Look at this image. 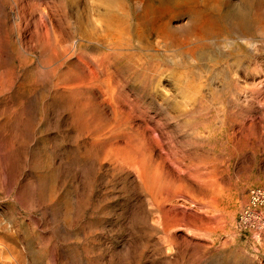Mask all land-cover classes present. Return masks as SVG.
Instances as JSON below:
<instances>
[{"label": "rangeland", "instance_id": "1", "mask_svg": "<svg viewBox=\"0 0 264 264\" xmlns=\"http://www.w3.org/2000/svg\"><path fill=\"white\" fill-rule=\"evenodd\" d=\"M131 1L0 0V264H264V0Z\"/></svg>", "mask_w": 264, "mask_h": 264}, {"label": "bare ground", "instance_id": "2", "mask_svg": "<svg viewBox=\"0 0 264 264\" xmlns=\"http://www.w3.org/2000/svg\"><path fill=\"white\" fill-rule=\"evenodd\" d=\"M130 1H131V0H130ZM137 1H138V0H137ZM137 1H136V2H137ZM142 1H143V0H142ZM150 1H151V0H150ZM150 1H147V2H150ZM152 1H153V0H152ZM162 1H163V0H162ZM162 1H160V2H161L160 4H162ZM165 1H166V0H165ZM170 1H171V0H170ZM173 1H174V0H173ZM176 1H177L176 4H179V9L176 8V9L179 10L178 12L180 13V11H181V12H184V13L189 14V16H187V15H186V16L189 17L188 19H189L190 21H192L191 26H189L190 24L188 25L189 27H192V25H193V29H192L191 33H189L190 31L188 32V30H191V28H188V26L185 25V26L187 27V33H188V34H191L190 36H192V35H196V36L199 35V34L205 29L206 26H208L207 28H209V29L211 28V27L209 26V24H212V23L214 24V22L216 23L218 20H220V19H222V18H225V19H226L227 17H229V16L231 15V12H230V9H231V8H229V7H228L229 9H227L225 12L219 11V10L222 9V8H221L222 6L219 7V5H220V4H219V3H220V0H175L174 2H176ZM227 1H228V0H227ZM239 1H240V0H239ZM241 1H242V0H241ZM131 2H132V1H131ZM131 2H130V3H131ZM138 2H139V1H138ZM153 2H154V1H153ZM230 2H231V1H230ZM235 2H236V0H235ZM235 2H234V5H233L234 7H235ZM134 3H135V2H134ZM141 3H142V2H141ZM170 3H171V2H170ZM226 3L228 4V2H226ZM237 3H238V2H237ZM136 4H137V3H136ZM146 4H148V3H146ZM163 4H164V3H163ZM165 4H167V3H165ZM230 4H231V3H230ZM239 4H240V2H239ZM129 5H131V4H129ZM132 5H133V3H132ZM138 5H139V4H138ZM149 5H152V6H153L154 4H150V3H149ZM224 5H225V4H224ZM236 5H237V4H236ZM136 6H137V5L134 4L133 7H135V8L137 9ZM140 6H141V5H140ZM140 6H139V8H140ZM143 6L145 7L146 5H143ZM147 6H148V5H147ZM159 6H160V5H159ZM228 6H229V4H228ZM230 6L232 7V4H231ZM238 6H239V5H238ZM117 7H118V6H117ZM117 7H116V8H117ZM175 7H176V6H175ZM120 8H121V7H120ZM139 8H138V9H139ZM147 8H148V7H147ZM150 8H151V7H150ZM154 8H155V7H154ZM219 8H220V9H219ZM224 8H225V7H224ZM136 9H135V10H136ZM144 9H146V8H144ZM152 9H153V8H152ZM215 9H218L217 12H218V11H219V12L216 14V11H215V13L212 14V11L214 12ZM237 9L239 10L240 8H237ZM254 9H255V8H254ZM257 9H258V8H257ZM261 9H263V8H261ZM261 9H260V10H261ZM235 10H236V9H235ZM142 11H143V9H142ZM231 11H233V9H232ZM240 11H241V9H240ZM257 11H258V10H257ZM263 11H264V10H263ZM263 11H262V13H263ZM133 12H134V11H133ZM135 12H136V11H135ZM140 12H141V10H140ZM150 12H151V10H150ZM168 12H169V11H168ZM172 12H173V11H172ZM175 12H176V10H175ZM178 12H177V14H179ZM241 12H242V11H241ZM241 12H240V13H241ZM255 12H256V9H255ZM259 12H260V11H259ZM136 13H139V12L137 11ZM141 13H142V12H141ZM141 13H140V14H141ZM154 13H155V12H154ZM169 13H170V12H169ZM233 13H237V12H233ZM240 13H239V14H240ZM127 14H128V13H127ZM133 14H134V13H133ZM152 14H153V13H152ZM152 14H151L152 17L155 16V15H152ZM173 14H174V13H173ZM239 14H238V16H239V18H241ZM242 14H243V12L241 13V16H243V17H244V15H245V16L248 15V14H246V13H245L244 15H242ZM257 14H258V13H257ZM259 14H260V13H259ZM147 15H149V11H148V10H147V11L145 10V12H144V16H147ZM168 15L170 16V14H168ZM168 15H167V16H168ZM253 15H254V13H253ZM255 15H256V13H255ZM107 16L109 17V16H111V15H107ZM127 16H128V15H127ZM129 16H130V14H129ZM139 16H140V15H139ZM144 16H143V17H144ZM151 16H150V17H151ZM164 16H165V15H164ZM172 16H173V15H172ZM179 16H180V15H179ZM183 16H184V15H183ZM248 16H250V14H249ZM251 16H252V15H251ZM261 16H262V15H261ZM261 16H260V17H261ZM134 17H135V15H134ZM150 17L147 16L148 19H149ZM152 17H151V18H152ZM252 17H253V16H252ZM254 17H255V16H254ZM128 18H129V17H128ZM130 18H132V15H131ZM147 18H146V19L144 18V19H145V20H148ZM151 18H150V19H151ZM153 18H154V17H153ZM172 18H173V17H172ZM175 18H176V14H175ZM175 18H174V19H175ZM177 18H179V17H177ZM181 18H182V17H181ZM190 18H191V19H190ZM230 18H231V17H230ZM230 18H229V19H230ZM235 18H237V15H236ZM239 18H238V19H239ZM246 18H247V16H246ZM250 18H251V17H250ZM107 19H108V18H107ZM109 19H110V18H109ZM115 19H116V18H115ZM136 19H137V18H136ZM136 19H135V20H136ZM138 19H139V18H138ZM155 19H156V18H155ZM161 19H162V17H161ZM188 19H187V20H188ZM241 19H242V18H241ZM252 19H253V18H252ZM255 19H257V16H256ZM259 19H260V18H259ZM131 20H132V19H131ZM131 20H130V21H131ZM135 20H133V21L136 22L137 20H136V21H135ZM157 20H158V19H157ZM226 20H228V19H226ZM233 20H234V18H233ZM253 20H254V19H253ZM260 20H262V18H261ZM260 20H258V21H260ZM107 21H108V20H107ZM151 21H152V20H151ZM166 21H167V20H166ZM190 21H189V23H190ZM231 21H232V20H231ZM244 21L246 22L245 19H244ZM249 21H250V20H249ZM139 22H140V21H139ZM169 22H170V21H168V23H169ZM187 22H188V21H187ZM211 22H212V23H211ZM218 22H219V21H218ZM218 22H217V23H218ZM245 22H244V24H245ZM256 22H257V21H256ZM101 23H103V22H101ZM108 23H109V22H108ZM108 23H107V24H108ZM131 23H132V22H131ZM143 23H144V22H143ZM156 23H157V22H156ZM171 23H172V22H171ZM171 23H169L168 25L173 26V25H171ZM217 23H216V24H217ZM221 23H222V22H220V24H221ZM228 23H229V22H228ZM242 23H243V21H242ZM246 23H247V22H246ZM107 24L104 23L105 27H106V26H109V25H107ZM132 24H134V23H132ZM152 24H153V23H152ZM152 24H151V25H152ZM154 24H155V22H154ZM163 24H164V23H163ZM163 24H162V25H159V24H158L159 26H158V27H155L154 30H156L157 34L160 33V32H164V33H165V32H166V33L168 32L169 28H168V30H167V28L165 27V26H167V24L165 23V24H164L165 26H164ZM185 24H186V23H185ZM216 24H215V25H216ZM218 24H219V23H218ZM220 24H219V25H220ZM233 24H234V23H233ZM233 24H232V25H233ZM248 24H249V23H248ZM251 24H252V22H251ZM253 24H254V23H253ZM110 25H111V24H110ZM115 25H116V24H115ZM124 25H125V24H124ZM135 25H136V24H135ZM146 25H147V24H146ZM151 25H150V26H151ZM229 25H230V24H229ZM240 25H241V24H240ZM242 25H243V24H242ZM242 25H241V26H242ZM122 26H123V25H122ZM132 26H133V25H132ZM139 26H140V25H139ZM148 26H149V25H148ZM148 26H147V27H148ZM185 26H184V25L182 26L183 29H184ZM213 26H214V25H213ZM217 26H218V25H217ZM220 26H221V25H220ZM220 26H219V29H220ZM234 26H236V25H234ZM234 26H233V27H234ZM241 26H240V27H241ZM105 27H104V28H105ZM109 27H111V26H109ZM109 27H107V30H110V29H108ZM142 27H143V26H142ZM145 27H146V26H145ZM152 27H153V25H152ZM182 27H181V28H182ZM243 27H244V26H243ZM245 27H246V26H245ZM252 27H253V26H252ZM260 27H261V26H259V28H257V29H260ZM262 27H263V26H262ZM262 27H261V28H262ZM101 28H102V27H101ZM112 28H113V30L111 29V31H114V28H115V27L112 26ZM120 28H121V27H120ZM172 28H173V27H172ZM237 28H238V27H237ZM237 28H236V29H237ZM102 29H103V28H102ZM116 29H117V28H116ZM116 29H115V30H116ZM122 29H123V28H122ZM132 29H133V27H132ZM135 29H136V27H135ZM140 29H141V28H140ZM142 29H143V28H142ZM148 29L150 30L151 28H148ZM152 29H153V28H152ZM170 29H171V28H170ZM174 29H175V28H174ZM215 29H217V28H215ZM236 29H234V31H235ZM242 29H243V28H242ZM242 29L240 28V30H242ZM251 29H252V28H251ZM105 30H106V28L104 29V32H106ZM117 30H119V29H117ZM149 30H147V31H149ZM185 30H186V29H185ZM246 30H247V27H246ZM249 30H250V29H249ZM260 30H261V29H260ZM98 31H99V30H98ZM123 31H124V29H123ZM137 31H138V30H137ZM140 31H141V30H140ZM142 31H143V30H142ZM142 31H141V32H142ZM151 31H152V30H151ZM206 31H208V29H207ZM209 31L212 32V30H209ZM261 31H262V30H261ZM108 32H110V31H108ZM120 32H122V31L120 30ZM134 32H135V31H134ZM154 32H155V31H154ZM262 32H264V29H263ZM112 33H113V32H112ZM112 33H110V34H112ZM117 33H118V32H117ZM125 33H127V31H126ZM136 33H137V32H136ZM146 33H147V32H146ZM150 33H151V32H150ZM150 33H149V34H150ZM166 33H165V34H166ZM169 33H170V31H169ZM169 33H168V34H169ZM179 33H180V30H179ZM181 33H183V32H181ZM202 33H204V31H203ZM216 33H217V32H216ZM235 33H237V32L235 31ZM238 33H240V32H238ZM242 33H243V32L240 33V36H241ZM151 34H152V33H151ZM165 34H164V35H165ZM207 34H208V32L205 33L206 36H207ZM209 34H210V33H209ZM106 35H109V34L106 33ZM118 35H119V34H118ZM118 35H117V36H118ZM122 35H123V33H122ZM127 35H128V34H127ZM134 35H135V34H134ZM147 35H148V34H147ZM152 35H153V34H152ZM171 35H172V34H171ZM171 35H167L168 38H169V36H171ZM174 35H175V34H174ZM180 35L183 36L184 34H183V35L180 34ZM203 35H204V34H203ZM215 35H216V34H215ZM244 35H245V34H244ZM141 36H142V35H141ZM149 36H150V35H149ZM186 36H187V35H186ZM206 36H205V37H206ZM209 36H210V35H209ZM218 36H219V35H218ZM238 36H239V34H238ZM245 36H246V35H245ZM133 37H134V36H133ZM136 37H137V36H136ZM138 37H139V36H138ZM138 37H137V38H138ZM142 37H143V36H142ZM142 37H141V38H142ZM152 37H153V36H152ZM154 37H155V36H154ZM162 37L164 38L163 35H162ZM165 37H166V35H165ZM175 37H176V36H175ZM177 37H179V36H177ZM183 37H184V36H183ZM198 37H199V36H198ZM201 37H202V36H201ZM201 37H200V38H201ZM210 37H211V36H210ZM247 37H248V36H247ZM116 38H118V37H116ZM121 38H122V37H121ZM143 38H144V37H143ZM179 38H181V37H179ZM185 38H187V37H185ZM195 38H197V37H195ZM202 38H203V37H202ZM207 38H208V37H206V39H207ZM212 38H213V37H212ZM223 38H224V36H223ZM225 38H226V37H225ZM225 38H224V39H225ZM114 39H115V37H114ZM118 39H119V38H118ZM159 39H160V38H159ZM165 39H166V38H165ZM170 39H171V38H170ZM175 39H177V38H175ZM183 39H184V38H183ZM197 39H199V38H197ZM226 39H227V38H226ZM241 39H242V37H241ZM133 40H134V39H133ZM140 40H142V39H140ZM143 40H144V39H143ZM157 40H158V39H157ZM163 40H164V39H163ZM189 40H190V38H189ZM189 40H188V38H187V43L192 44V43H190V42H191L193 39L190 40V42H189ZM201 40H202V39H201ZM222 40H223V39H222ZM138 41H139V38H138ZM177 41L179 42V40H177ZM198 41H200V39H199ZM245 41H246V40H245ZM112 42H113V41H112ZM141 42H143V41H141ZM141 42H139V43H141ZM158 42H159V41H158ZM172 42H174L173 39H172ZM180 42H181V40H180ZM193 42H194V41H193ZM195 42H196V41H195ZM202 42H204V41H202ZM219 42H220V41H219ZM226 42H227V41H226ZM226 42H225V41H224V42H220L219 44L225 46V43H226ZM136 43H137V42H136ZM184 43H185V41H184ZM199 43H200V42H199ZM199 43H198V44H199ZM217 43H218V42H217ZM217 43H216V44H217ZM113 44H114V43H113ZM176 44H177V43H176ZM178 44H180V43H178ZM182 44H183V42H182ZM198 44L196 43V45H198ZM226 44H228V43H226ZM183 45H184V44H183ZM187 45H188V44H187ZM193 45H195V44H193ZM193 45H189V46H193ZM204 45H205V43H204ZM139 46H140V45H139ZM180 46H181V45H180ZM117 47H118V46H117ZM222 47H223V46H222ZM118 48H119V47H118ZM194 48L196 49L195 46H194ZM114 49H115V48H114ZM145 49H146V48H145ZM190 49H191V47H190ZM195 49H194V50H195ZM197 49H198V46H197ZM200 49H202V47H201ZM200 49H199V50H200ZM137 50H138V49H137ZM194 50H193V51H194ZM179 51H180V50H179ZM179 51H178V52H179ZM182 51H184V50H182ZM185 51H186V50H185ZM191 51H192V49H191ZM191 51H189V52H191ZM196 51H197V50H196ZM180 52H181V51H180ZM189 52H187V53H188L187 55L191 56L192 52H191V54H189ZM174 54H176V53H174ZM184 54H186V52H184ZM146 55H147V54H146ZM181 55H182V54H181ZM194 55H195V54H194ZM194 55H192V58H193ZM176 56H177V55H176ZM189 56H188V57H189ZM143 57H144V56H143ZM174 57H175V56H174ZM172 58H173V57H172ZM178 58H179L178 61L180 62L181 57H178ZM173 59H174V58H173ZM173 59H172V60H173ZM175 59H176V58H175ZM175 59H174V61H175ZM86 63H88V62H86ZM103 63H104V62H103ZM96 65H97V64H96ZM101 66H102V65H101ZM104 66H105V65H104ZM109 66H110V65H109ZM105 67H106V66H105ZM111 67H112V66H111ZM97 68H98V67H97ZM100 68H102V67H100ZM100 68H99V69H100ZM91 69H92V68H91ZM99 69H98V72H99ZM102 69H103V68H102ZM102 69H101V70H102ZM108 69H109V68H108ZM115 70H116V69H115ZM102 71H103V70H102ZM151 71H152V70H151ZM93 72H94V71H93ZM110 72H111V71H110ZM93 74H94V73H93ZM154 74H155V73H154ZM97 75H98V74H97ZM116 100H117V99H116ZM104 101H105V103L107 102L106 100H104ZM114 103H115V102H114ZM119 103H120V101H119ZM107 104H108V103H107ZM110 105H111V104H108V106H110ZM106 111H107V110H106ZM107 112H108V111H107ZM0 227H1V226H0ZM254 236H255V237H259V233H258L257 231L254 232ZM0 261H1V260H0Z\"/></svg>", "mask_w": 264, "mask_h": 264}, {"label": "built area", "instance_id": "3", "mask_svg": "<svg viewBox=\"0 0 264 264\" xmlns=\"http://www.w3.org/2000/svg\"><path fill=\"white\" fill-rule=\"evenodd\" d=\"M248 198L236 217V228L243 235L264 233V188L253 186L248 190Z\"/></svg>", "mask_w": 264, "mask_h": 264}]
</instances>
